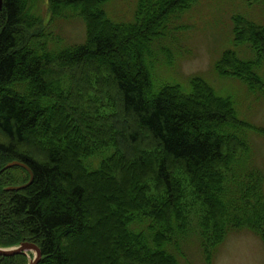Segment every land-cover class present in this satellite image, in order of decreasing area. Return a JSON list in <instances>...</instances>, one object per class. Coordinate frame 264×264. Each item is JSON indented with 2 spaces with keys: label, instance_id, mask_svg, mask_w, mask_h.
Masks as SVG:
<instances>
[{
  "label": "trees",
  "instance_id": "obj_1",
  "mask_svg": "<svg viewBox=\"0 0 264 264\" xmlns=\"http://www.w3.org/2000/svg\"><path fill=\"white\" fill-rule=\"evenodd\" d=\"M46 1L49 22L78 17L85 40L51 53L39 0H2L0 247L32 243L38 264H180L192 238L211 264L232 231L264 243V174L250 168L243 132L264 138V129L239 120L232 99L198 76L188 94L152 88L146 58L154 46L155 61L164 58L172 22L195 0H138L128 24L106 18L107 0ZM233 22L234 42L255 58L226 51L216 73L264 95V26ZM14 161L33 179L8 192L29 181L21 167L4 169Z\"/></svg>",
  "mask_w": 264,
  "mask_h": 264
},
{
  "label": "rangeland",
  "instance_id": "obj_2",
  "mask_svg": "<svg viewBox=\"0 0 264 264\" xmlns=\"http://www.w3.org/2000/svg\"><path fill=\"white\" fill-rule=\"evenodd\" d=\"M137 6L138 0H107L102 10L109 21L128 24L135 21ZM37 13L45 26L44 32L48 34L47 48L51 53L84 42L85 25L78 17L57 18L49 22L46 0H39ZM235 16L264 26V1L195 0L172 22L170 35L159 47L165 54L164 58L155 61V46L153 58H146L152 68V88L156 92L165 85L179 86L183 93L188 94L191 92L190 79L198 76L218 96L232 99L239 120L264 129V95L260 91L251 92L240 79L219 76L215 70V64L226 51H234L242 59L255 58L247 44L234 42ZM257 73L264 82V63L258 67ZM243 132L252 151L249 166L264 174V138L254 131ZM33 255L28 253L31 258ZM178 258L180 264H206L199 245L192 238L183 243ZM83 262L82 258L75 259L73 264ZM211 264H264V243L249 230L232 231L215 249Z\"/></svg>",
  "mask_w": 264,
  "mask_h": 264
},
{
  "label": "water",
  "instance_id": "obj_3",
  "mask_svg": "<svg viewBox=\"0 0 264 264\" xmlns=\"http://www.w3.org/2000/svg\"><path fill=\"white\" fill-rule=\"evenodd\" d=\"M2 5H3V2H2V0H0V12L2 9ZM12 167H21V168L25 169L29 174V181L24 185L8 187L5 190L8 192L9 191H20V190L28 187L31 184L32 179H33L32 172L28 169V167L26 165L19 163V162H16V161L7 164L4 169H9ZM28 253H33L34 254L33 257L32 258L29 257ZM19 254H24V255L28 256V263L27 264H38L40 257H41V253L39 251V248L32 243H26L25 242V243H21L18 246L9 247V248L0 247V257H12V256L19 255Z\"/></svg>",
  "mask_w": 264,
  "mask_h": 264
}]
</instances>
